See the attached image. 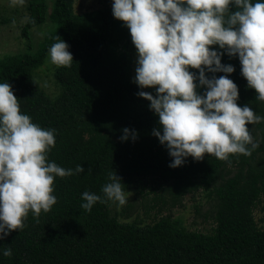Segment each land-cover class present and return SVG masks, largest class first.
Masks as SVG:
<instances>
[{
    "label": "trees",
    "instance_id": "trees-1",
    "mask_svg": "<svg viewBox=\"0 0 264 264\" xmlns=\"http://www.w3.org/2000/svg\"><path fill=\"white\" fill-rule=\"evenodd\" d=\"M75 3L55 0L50 9L48 0H28L23 38L30 40L32 30L48 18L56 27L41 38L35 52L30 43L24 53L0 57V83L12 86L21 113L44 129H55L48 161L65 169L84 168L83 173L56 177L57 203L51 210H42L38 218L30 211L22 230L0 240V264H264V228L255 217L264 198V120L247 125L259 145L250 156L230 155L227 161L209 154L201 161L189 156L182 166L170 167L173 158L153 134H162L159 117L150 101L138 95L147 91L155 96L156 90L141 89L132 79L136 49L129 29L114 18L112 6L81 14ZM57 36L71 48L73 62L71 67H57L62 92L53 99L33 75L45 64ZM214 50L223 53L221 63L233 65L235 71L206 70L205 75H228L238 86V105L247 104L264 117V101L247 86L238 55ZM191 71L198 76V70ZM205 90L206 86L197 89L200 94ZM124 128L130 130L126 140L121 139ZM114 171L125 192L139 189L147 178L155 183L151 190L160 193L153 223L122 222L112 214L115 201L107 200L102 187L111 182ZM200 189L216 201L211 233L189 230L172 213ZM85 191L106 202L85 211ZM165 209L167 215L162 214ZM8 248L11 257L3 255Z\"/></svg>",
    "mask_w": 264,
    "mask_h": 264
},
{
    "label": "clouds",
    "instance_id": "clouds-1",
    "mask_svg": "<svg viewBox=\"0 0 264 264\" xmlns=\"http://www.w3.org/2000/svg\"><path fill=\"white\" fill-rule=\"evenodd\" d=\"M24 2L11 0L12 6ZM112 13L129 29L138 53L135 83L156 90L155 96L147 91L138 95L150 101V109L159 117L162 134L159 130L153 134L173 158L169 166H182L189 156L201 161L205 154L222 161L235 154L250 156L259 145L247 125L264 117L247 104L238 105V86L228 75L208 78L205 71H235L233 65L221 63L223 53L211 46L218 45L230 57L238 55L247 86L255 90L257 100L264 101V2L114 0ZM68 48L57 36L49 49L51 62L71 67L73 55ZM191 69L198 70V76ZM200 86H206L203 94L197 91ZM123 131L121 139L126 140L130 130ZM54 146L55 129H44L21 113L12 86L0 83V240L22 230L30 211L38 218L42 210H51L57 203L56 177L84 172L82 165L73 170L49 162ZM109 180L102 187L104 196L126 204L121 178L114 171ZM82 199L86 202L81 207L88 212L97 202H106L87 191ZM3 255L11 257V248Z\"/></svg>",
    "mask_w": 264,
    "mask_h": 264
},
{
    "label": "rangeland",
    "instance_id": "rangeland-1",
    "mask_svg": "<svg viewBox=\"0 0 264 264\" xmlns=\"http://www.w3.org/2000/svg\"><path fill=\"white\" fill-rule=\"evenodd\" d=\"M55 0H48L52 3L53 9ZM114 0H76L75 10L77 13H85L87 11L97 10L100 8L112 6ZM28 0L24 4L12 6L11 0H0V57L6 54L24 53L28 50L30 43H33V52L41 45V38L46 37L47 33L52 31L56 25L48 18L43 24L35 27L31 33V39L27 40L22 37V27L28 19ZM51 5V4H50ZM6 21V22H4ZM15 21V23H13ZM45 31V32H44ZM38 45V47H37ZM213 49L219 48L218 45L211 46ZM68 50L71 52V48ZM72 53V52H71ZM138 53H134V65L132 79L135 81V69L138 66ZM57 66L51 62L50 54L45 64L38 69L33 77L38 81L41 88L51 97L56 98L62 92V87L57 81L55 72ZM148 89H155L149 87ZM254 135L258 136L259 132L252 127ZM137 186L126 191L127 203L120 205L114 202L111 207L113 215H117L122 222H139L140 224L153 223L154 217L159 209V201H156V196L160 193L159 190L153 191L151 188L155 183L150 179H144ZM132 205V208L129 206ZM264 198L255 210L256 220L261 228H264ZM215 211L216 201L214 197H209L207 192L200 189L195 194H188L183 200V207L173 208L172 213L175 217L181 218L184 225L191 231H200L203 233H211L215 226ZM168 214V210L162 213Z\"/></svg>",
    "mask_w": 264,
    "mask_h": 264
}]
</instances>
